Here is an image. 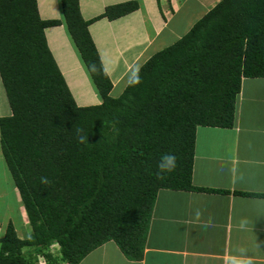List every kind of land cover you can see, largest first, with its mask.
Returning <instances> with one entry per match:
<instances>
[{
	"label": "trees",
	"instance_id": "trees-1",
	"mask_svg": "<svg viewBox=\"0 0 264 264\" xmlns=\"http://www.w3.org/2000/svg\"><path fill=\"white\" fill-rule=\"evenodd\" d=\"M59 3L101 103L78 107L65 84L44 35L61 21L41 20L36 0H0V78L11 109L0 120L1 146L32 230L21 240L7 227L0 264H30L29 254L78 264L107 241L139 260L157 192L208 191L191 181L196 128H231L241 79L264 77V0H221L148 58L118 97L79 1ZM135 9L109 6L97 19ZM168 153L177 167L160 175ZM53 243L56 257L45 253Z\"/></svg>",
	"mask_w": 264,
	"mask_h": 264
},
{
	"label": "crops",
	"instance_id": "crops-1",
	"mask_svg": "<svg viewBox=\"0 0 264 264\" xmlns=\"http://www.w3.org/2000/svg\"><path fill=\"white\" fill-rule=\"evenodd\" d=\"M36 1L41 20L61 21L46 27L44 35L76 105H99L62 21L59 0ZM78 1L82 18L91 21L88 31L113 85L111 96L118 97L148 58L176 43L221 0ZM125 2L136 9L114 20L97 19L107 7ZM9 116L0 78V120ZM191 181L208 191L157 192L141 259H128L115 242L107 241L78 264H227L228 257L241 255L264 264V77L241 79L231 128H196ZM241 222H246L243 227ZM9 225L19 239L31 236L0 132V240ZM27 256L37 264L33 255Z\"/></svg>",
	"mask_w": 264,
	"mask_h": 264
},
{
	"label": "clouds",
	"instance_id": "clouds-1",
	"mask_svg": "<svg viewBox=\"0 0 264 264\" xmlns=\"http://www.w3.org/2000/svg\"><path fill=\"white\" fill-rule=\"evenodd\" d=\"M90 68L94 69L95 65H91ZM132 83L133 84H139L140 83V79H139L138 75L132 80ZM84 140H85V138L83 136L79 137L80 143H84ZM158 167L160 169V172H159L160 175H163L164 173L173 172L175 170V168L177 167L175 155L171 154V153L165 154L162 157V161H161V163L159 164ZM42 183H48V180L45 178V179L42 180ZM197 216H199V212H197ZM245 223L246 222H241V227H243ZM53 244H55V243H53ZM50 246L48 247V249L50 248ZM47 250L45 251V253L51 255V257H56L59 254V251L58 252H54V253H50V252H47ZM238 251L241 254L244 253L243 249H239ZM38 255H43L45 257L46 264H48V260H47V258H46V256L44 254L35 255L34 258L36 259V261H37V256ZM62 264H64V263H62ZM227 264H252V262H251L250 258H246L243 255H241V256H230V257H228Z\"/></svg>",
	"mask_w": 264,
	"mask_h": 264
},
{
	"label": "built area",
	"instance_id": "built-area-1",
	"mask_svg": "<svg viewBox=\"0 0 264 264\" xmlns=\"http://www.w3.org/2000/svg\"><path fill=\"white\" fill-rule=\"evenodd\" d=\"M59 250V245L58 244H53L50 246V248L47 250V252L54 253L58 252ZM37 263L38 264H46L45 257L43 255H38L37 256Z\"/></svg>",
	"mask_w": 264,
	"mask_h": 264
},
{
	"label": "rangeland",
	"instance_id": "rangeland-1",
	"mask_svg": "<svg viewBox=\"0 0 264 264\" xmlns=\"http://www.w3.org/2000/svg\"><path fill=\"white\" fill-rule=\"evenodd\" d=\"M117 91H118V89L115 90V93H114L115 95H117Z\"/></svg>",
	"mask_w": 264,
	"mask_h": 264
}]
</instances>
